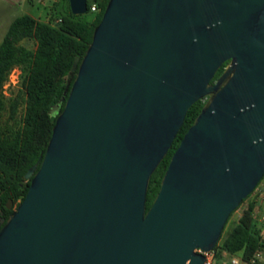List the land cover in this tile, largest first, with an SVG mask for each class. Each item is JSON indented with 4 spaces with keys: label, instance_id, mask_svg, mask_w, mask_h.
<instances>
[{
    "label": "water",
    "instance_id": "water-1",
    "mask_svg": "<svg viewBox=\"0 0 264 264\" xmlns=\"http://www.w3.org/2000/svg\"><path fill=\"white\" fill-rule=\"evenodd\" d=\"M69 74L0 264H202L264 173V0H106Z\"/></svg>",
    "mask_w": 264,
    "mask_h": 264
},
{
    "label": "trees",
    "instance_id": "trees-1",
    "mask_svg": "<svg viewBox=\"0 0 264 264\" xmlns=\"http://www.w3.org/2000/svg\"><path fill=\"white\" fill-rule=\"evenodd\" d=\"M92 2L97 5L95 10L89 9ZM105 2L86 0V12L94 11L89 21L79 18L81 14L72 13L68 5L69 16L61 18L56 26L36 20L27 13L18 14L10 20L0 40V88L8 70L17 65L23 70L21 85L24 93L22 123L9 129L0 126V225L25 194L29 179L24 178V173L45 149L55 114L62 108L67 95V80H72L69 72L73 59L75 56L80 58L84 53ZM24 38L33 39L34 48L24 46L20 42ZM225 63L217 68L210 81L221 72ZM205 99L203 96L190 104L171 145L150 174L145 208H148L158 189L173 149ZM4 107L0 92V113ZM253 208L254 201H248L231 230L220 242L218 237L212 248L215 257L225 251L237 253L245 259L258 248L264 251V242L260 239L261 223L254 217Z\"/></svg>",
    "mask_w": 264,
    "mask_h": 264
},
{
    "label": "rangeland",
    "instance_id": "rangeland-1",
    "mask_svg": "<svg viewBox=\"0 0 264 264\" xmlns=\"http://www.w3.org/2000/svg\"><path fill=\"white\" fill-rule=\"evenodd\" d=\"M21 13H27L36 20L46 22L56 26L61 18L69 16L67 0H0V40L10 22V20ZM94 11L85 12L78 17L84 20H91ZM59 18V20H57ZM28 48H34V41L30 38H24L20 41ZM18 69L17 81L11 83L9 79H4L0 92L5 103V107L0 113V126L3 129L15 128L22 123V114L24 109V93L21 85L23 70L20 66L15 65ZM7 76V75H6ZM264 190V173L253 188L252 191ZM255 195L251 193L229 214L223 229L220 232L219 242L231 230L237 221L243 207ZM218 240V239H217ZM221 254V253H220ZM220 257L214 256L212 264H220ZM259 264H264V254L258 261ZM256 263V264H258Z\"/></svg>",
    "mask_w": 264,
    "mask_h": 264
},
{
    "label": "built area",
    "instance_id": "built-area-1",
    "mask_svg": "<svg viewBox=\"0 0 264 264\" xmlns=\"http://www.w3.org/2000/svg\"><path fill=\"white\" fill-rule=\"evenodd\" d=\"M97 8L96 3L92 2L89 6L90 10H95ZM59 20V18L57 19ZM17 74L18 69L13 66L8 70L6 79H9L11 83H15L17 81ZM255 215V214H253ZM258 219V221L261 223V229H260V239L264 242V210L259 211L255 215ZM197 252H200L204 256V261L202 264H212L213 258H214V250H202L200 248H195ZM263 250L261 248H258L254 250V252L248 257V258H241L237 254H229L226 258H223L220 262V264H256L258 263L259 259L262 257Z\"/></svg>",
    "mask_w": 264,
    "mask_h": 264
},
{
    "label": "crops",
    "instance_id": "crops-1",
    "mask_svg": "<svg viewBox=\"0 0 264 264\" xmlns=\"http://www.w3.org/2000/svg\"><path fill=\"white\" fill-rule=\"evenodd\" d=\"M255 191V190H254ZM252 191L251 193L255 195V198H252L251 200L254 201V208H253V214H257L259 211L264 210V190H258L256 192ZM250 193V195H251ZM254 215V217L256 218V220L258 221L257 217ZM229 254H235V253H227L225 251H221V257H220V261L223 258H226L227 255ZM237 254V253H236ZM264 254V251L262 252V255ZM239 255V254H237ZM259 264V263H258Z\"/></svg>",
    "mask_w": 264,
    "mask_h": 264
}]
</instances>
